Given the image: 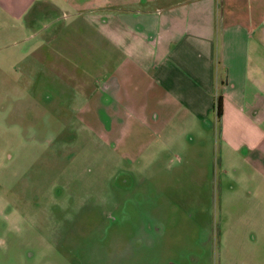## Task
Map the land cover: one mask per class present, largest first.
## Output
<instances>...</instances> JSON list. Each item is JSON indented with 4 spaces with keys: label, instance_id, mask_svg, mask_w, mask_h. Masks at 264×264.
<instances>
[{
    "label": "rangeland",
    "instance_id": "1",
    "mask_svg": "<svg viewBox=\"0 0 264 264\" xmlns=\"http://www.w3.org/2000/svg\"><path fill=\"white\" fill-rule=\"evenodd\" d=\"M0 1V264H255L224 238L214 136L209 181L192 207L186 149L147 138L151 147L135 146L163 149L162 159L131 165L121 145L81 123L63 62L83 41L79 17Z\"/></svg>",
    "mask_w": 264,
    "mask_h": 264
},
{
    "label": "crops",
    "instance_id": "2",
    "mask_svg": "<svg viewBox=\"0 0 264 264\" xmlns=\"http://www.w3.org/2000/svg\"><path fill=\"white\" fill-rule=\"evenodd\" d=\"M32 1L24 6H39L37 14L79 17L83 41L66 46L63 62L84 127L121 145L131 165L161 160L168 144L186 149L192 207L209 181L214 136L224 238L264 264V0ZM147 138L165 147L139 151ZM235 197L241 202L229 207Z\"/></svg>",
    "mask_w": 264,
    "mask_h": 264
},
{
    "label": "trees",
    "instance_id": "3",
    "mask_svg": "<svg viewBox=\"0 0 264 264\" xmlns=\"http://www.w3.org/2000/svg\"><path fill=\"white\" fill-rule=\"evenodd\" d=\"M214 110H215V113H216V116L218 118L221 117L222 115V99L220 97H218L216 100H215V103H214Z\"/></svg>",
    "mask_w": 264,
    "mask_h": 264
}]
</instances>
